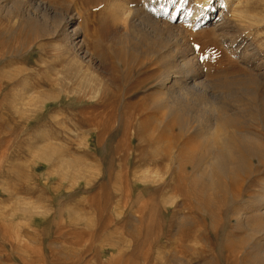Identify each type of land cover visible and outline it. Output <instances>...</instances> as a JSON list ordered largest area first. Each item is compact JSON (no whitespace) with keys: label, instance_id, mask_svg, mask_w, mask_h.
Returning <instances> with one entry per match:
<instances>
[{"label":"rangeland","instance_id":"374dc122","mask_svg":"<svg viewBox=\"0 0 264 264\" xmlns=\"http://www.w3.org/2000/svg\"><path fill=\"white\" fill-rule=\"evenodd\" d=\"M2 1L7 9L19 1L25 11L42 1L52 18L33 24L0 12V264H187L188 134L161 100L174 80L172 95L202 90L204 81L205 97L231 104L254 78L264 83V0H241L248 2L243 14L223 8V0H210L199 14L197 0ZM62 17H75L96 61L92 70L104 78L96 100L75 91L76 66L59 51V38L44 35ZM126 38L152 55L116 50ZM170 68L181 75L165 85ZM41 96L53 98L43 109ZM243 131L264 138L260 120L244 122ZM43 138L94 173L60 175V164L48 166L35 150ZM242 179L241 198L204 216L206 253L198 264H257L264 242L248 239L233 217L260 209L264 163ZM32 203L38 213L23 210Z\"/></svg>","mask_w":264,"mask_h":264},{"label":"bare ground","instance_id":"6f19581e","mask_svg":"<svg viewBox=\"0 0 264 264\" xmlns=\"http://www.w3.org/2000/svg\"><path fill=\"white\" fill-rule=\"evenodd\" d=\"M197 1L199 4L196 3L194 9L196 14L204 11V9H206V6L208 8V5L210 4V0ZM3 3L4 2L0 0V12L4 11L8 15V17L16 16L19 19L27 20L30 23H33L31 21H34V19L31 18H52L49 17L51 14L50 8L42 1L37 2V6L34 7V11H25L20 9L19 1L15 2L12 5H9L8 9L6 6H3ZM203 4L205 5V7L203 6ZM223 4V8H229V11L231 12H239L240 14H243L248 2L245 4L241 0H223ZM5 8L6 10H3ZM119 10L124 12L122 15L123 18L124 16H126V19L129 20V9L124 6H120ZM214 11L215 10H212L211 14H213ZM145 17L153 26H156L158 24L157 20L147 15H145ZM66 19H63V17L60 18L59 23H54V25L50 29H47V31H45L44 35H53L56 38H59V46L57 45V47H59V51L63 53L66 60H68V57H71V60L69 62H72L71 64L76 66L75 70L77 71V75H75V77L77 78L79 84L77 85L78 88H76L75 91L81 95H84V92H88L91 98L93 100H96L102 97V95L104 94L106 88V84L103 82L104 78L103 81H101V79L98 80V76L95 74L96 70H92L93 65H95L94 63L96 61L93 59V52L89 49V46L86 43V38L84 37V39L82 34L77 31L79 27L77 29L74 28L75 17H70L68 20ZM36 20L34 23L38 24ZM152 25L148 26L152 27L151 32L153 31L154 33H156L155 30H153ZM46 26H48V24ZM142 37L143 36H141V38H138H140L142 41V39H144ZM128 40L126 38V41L120 43L119 47H116L118 48L116 50L133 54L139 53L140 50L146 48L145 52L149 54V56L152 55L151 51H153L154 49L152 50L151 47L149 48L147 44H140V46L142 47L138 48L139 46L137 47V45H134L133 41L131 42L130 40ZM136 42L135 44H137ZM153 47L154 46H152V48ZM180 69L181 73L184 75L190 70L186 63L183 64ZM172 71L173 68H170L164 76V79L167 80L165 85L168 84L169 80H172V75H181V73L178 71ZM196 79L198 78L196 77ZM202 84V90H186L181 89V87L177 92H174L178 94L172 95L169 93L170 90H172L173 88L177 89L179 84L177 85V82L175 80L171 81L170 86L165 87V89H167V94H163L165 95V98L161 100V104L164 110L167 111V117L170 119H177L179 125L182 126V128H184V130L188 134V142H186L187 145L184 149V165L187 169L186 181L188 189V198L186 202V210L188 211V215H186L187 217L185 216L186 237L189 242V246L187 248V264H198L196 260L201 259V257H203V254L206 253V251L202 247L203 243H205L207 239L206 231L203 225L205 223L204 216L213 215L211 214L212 208H214L218 204L226 202L229 197L233 200H238V198H241L242 195L238 194L241 193V189L243 190L245 187V185L243 184L244 180L242 179L243 176L252 171L254 163H264V138L260 135L249 133V131H243L244 122H253L255 120H260L262 122V129L264 130V83H261L257 78H254V81L249 82V85L242 86V88H240V90L242 91L241 97L235 99L234 104L228 103V101H226H231L229 97L226 99H224L225 97L217 98L215 96L209 98L205 97L204 95L205 93H207L206 83H204L203 81ZM61 90L62 89H60V91ZM40 98V109L45 108L47 100H53V98L47 96L45 98H42L41 96L39 97V99ZM145 110L146 108L142 107L141 111L143 113L145 112ZM46 139L43 138L41 143H39L36 147L37 149H35L36 152L38 150V155L46 164H60L59 170L60 172H62L60 175L63 174V177L64 175H68L69 177L71 173L82 175L88 172L86 168L84 169V171H86L82 172V168L84 166L83 162L80 160V157L77 159L68 158L67 156L62 154L59 145L52 143L48 145ZM89 171L93 172V170ZM92 172L87 173L88 178V174ZM66 176L64 179L67 180L68 177L66 178ZM84 176L86 178V175ZM83 177L81 178L86 181ZM75 179L77 180L79 178H77L76 176ZM76 180H74V182ZM8 191H10V189ZM5 192H7V190ZM7 194L11 193L7 192ZM105 195L107 194L105 193ZM105 195H102V198L103 196L105 197ZM10 196H12V194ZM16 199L18 198L16 197ZM107 205L108 203H106L105 206ZM259 206L260 209L255 210V212H253V214L251 215L242 212V209L237 210L234 214L233 220L236 222L234 226L235 228H244L247 231L248 239L264 242V196L261 198ZM29 209L34 213L39 212V206L37 205V203L26 204L23 210L29 211ZM24 223L26 224V222ZM198 245H200L199 248H197ZM204 258L205 257H203L202 263H204ZM201 261L202 260H199V262ZM251 263L264 264V246L263 249L256 255L255 260H253Z\"/></svg>","mask_w":264,"mask_h":264}]
</instances>
